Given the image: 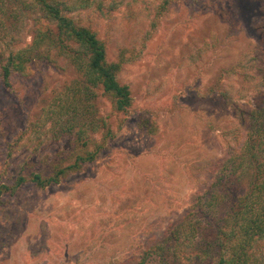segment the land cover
<instances>
[{"label":"rangeland","instance_id":"374dc122","mask_svg":"<svg viewBox=\"0 0 264 264\" xmlns=\"http://www.w3.org/2000/svg\"><path fill=\"white\" fill-rule=\"evenodd\" d=\"M57 1L96 34L106 61L120 64L117 80L132 105L118 112L100 95L98 114L114 138L98 159L57 185L27 183L3 195L0 264H156L153 247L188 219L221 162L244 144L249 112L264 107V85L256 88L264 84V37L255 30L264 0ZM20 8L4 20L0 50L32 39L39 14ZM57 59L34 61L9 88L0 76V184L48 176L78 152L61 131L74 116L57 103L77 74ZM213 238H200L210 255L194 264L216 262ZM252 251L264 256V241Z\"/></svg>","mask_w":264,"mask_h":264},{"label":"trees","instance_id":"16d2710c","mask_svg":"<svg viewBox=\"0 0 264 264\" xmlns=\"http://www.w3.org/2000/svg\"><path fill=\"white\" fill-rule=\"evenodd\" d=\"M64 5L57 0H0V32L9 15L19 16L21 6L39 14L34 20L32 39L26 47L13 48L7 44L3 49L1 46L3 85L11 87L12 75L27 77L34 61L56 63L57 58H61L77 75L67 89L68 96L57 103L69 115L79 117H73L71 121L74 122L61 128L76 144L78 152L73 154V161L54 168L48 176L31 172L28 177L18 176L12 186L0 184V205L3 195L22 185L30 183L41 189L57 185L83 165L98 159L106 149L107 141L114 138L106 120L98 114L100 95L106 97L118 112H125L132 105L130 88L117 80L120 64L106 61L104 44L89 28L63 14ZM255 28L263 41V15L258 18ZM258 85L264 84L257 82L256 88ZM249 116V122H252L244 144L221 162L216 180L208 192L192 204L191 211L185 215L188 219L175 226L166 238L169 240L167 245L161 243L153 247L158 259L156 264H180L181 258L194 264L207 259L211 244L199 245L200 238H206V231L212 233L218 246L214 264L263 263L264 256L257 255L252 249L264 241V107L251 110ZM96 135H100L102 143L94 139ZM216 186L221 190L215 189ZM185 241L191 242L193 247L187 258L182 247ZM138 264H145V259Z\"/></svg>","mask_w":264,"mask_h":264}]
</instances>
